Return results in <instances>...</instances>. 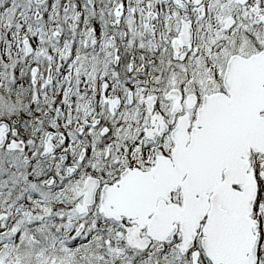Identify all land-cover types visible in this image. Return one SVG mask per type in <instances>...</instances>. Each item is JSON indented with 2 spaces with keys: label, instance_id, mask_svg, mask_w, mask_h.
<instances>
[{
  "label": "snow or ice",
  "instance_id": "1",
  "mask_svg": "<svg viewBox=\"0 0 264 264\" xmlns=\"http://www.w3.org/2000/svg\"><path fill=\"white\" fill-rule=\"evenodd\" d=\"M0 264H264V0H0Z\"/></svg>",
  "mask_w": 264,
  "mask_h": 264
}]
</instances>
